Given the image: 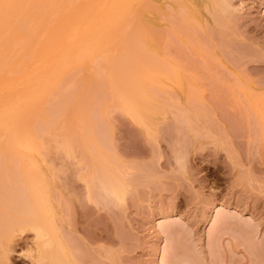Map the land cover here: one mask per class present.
I'll use <instances>...</instances> for the list:
<instances>
[{
  "label": "rangeland",
  "instance_id": "374dc122",
  "mask_svg": "<svg viewBox=\"0 0 264 264\" xmlns=\"http://www.w3.org/2000/svg\"><path fill=\"white\" fill-rule=\"evenodd\" d=\"M208 1L168 0L148 48L90 55L107 83L76 66L60 122L3 135L0 264H264V0Z\"/></svg>",
  "mask_w": 264,
  "mask_h": 264
},
{
  "label": "bare ground",
  "instance_id": "6f19581e",
  "mask_svg": "<svg viewBox=\"0 0 264 264\" xmlns=\"http://www.w3.org/2000/svg\"><path fill=\"white\" fill-rule=\"evenodd\" d=\"M169 1L172 7L183 3L187 6V11L176 8L178 12L181 10L180 17L184 12L192 16L201 13V0ZM165 3L168 0H0V139L5 135L15 145L31 143L37 139V126L60 122L62 112L55 115L58 119L53 116L52 122L49 116L42 118V112L56 109L57 105L52 107L50 100H54L56 92L58 106L61 92L62 96L72 92L76 66L90 62L92 67L87 74L90 81L107 83L110 76L102 71L101 65L113 66L115 55H99L89 61L90 55L106 47L114 51L126 49L128 54L138 45L148 48L150 42L141 35L149 33L152 25L163 17L164 22H169L167 19L177 16L168 4L165 8L171 9L173 16L160 14L165 13ZM189 14L183 16L184 21L191 22V17L186 19ZM130 34L143 38L136 39L138 45L123 42ZM118 75L122 81L120 93H124L129 85L123 80V71L119 70ZM74 92L76 96L78 93ZM73 96L67 97L71 100ZM8 129L13 131L11 138Z\"/></svg>",
  "mask_w": 264,
  "mask_h": 264
}]
</instances>
